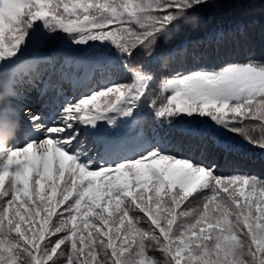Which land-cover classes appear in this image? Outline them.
Instances as JSON below:
<instances>
[{
	"label": "snow or ice",
	"instance_id": "1",
	"mask_svg": "<svg viewBox=\"0 0 264 264\" xmlns=\"http://www.w3.org/2000/svg\"><path fill=\"white\" fill-rule=\"evenodd\" d=\"M217 7L0 0V264H264V178L229 135L264 164V61L225 50L264 2L188 39Z\"/></svg>",
	"mask_w": 264,
	"mask_h": 264
},
{
	"label": "trees",
	"instance_id": "2",
	"mask_svg": "<svg viewBox=\"0 0 264 264\" xmlns=\"http://www.w3.org/2000/svg\"><path fill=\"white\" fill-rule=\"evenodd\" d=\"M264 2V0H216V3L219 4V7L213 8L209 12V16L212 17V19L206 23V25L201 28L199 31L196 32H190L187 36L188 39H200L203 37L205 32H211L218 28H225L227 29L229 26L234 24L237 21H244L249 19L250 10L246 6L252 3L260 4ZM62 11V9H61ZM256 18L261 19V15L259 13V10L257 9L255 12ZM226 51H232V52H239L241 53L240 59L243 60V56L246 54L248 50H251L255 52V59L264 61V55H261L262 52H264V37L261 36L259 28H257L249 38V42L247 46L244 45H235V44H226L225 45ZM222 66V65H221ZM124 79H128V77L125 75ZM156 86H154L155 88ZM154 94H158V91ZM172 93L169 92L168 95H171ZM103 98L100 99V103L103 106ZM251 123L261 125L264 124L262 121L258 120H252ZM230 136H236L237 137V143L243 148V150L249 155L251 160L256 161L255 163L249 162L245 165H242V168L244 171L260 176L261 178H264V164H261L259 162V149L256 148L254 145L247 142L246 139L239 137L238 134H229ZM254 135L259 138L261 136V130L259 127H257L254 131ZM224 175H228L227 171L223 173ZM143 191V190H140ZM206 191V190H203ZM46 192H50V188L46 189ZM147 195H152L155 198V193L150 192L146 193ZM196 194H193L195 196ZM221 195H227L226 193L221 192ZM59 198V197H57ZM164 199H167V197H164ZM189 199H192L190 197ZM219 199V198H218ZM187 203V201H185ZM183 207V205H182ZM142 214V213H141ZM42 216L45 215L44 213L41 214ZM143 215V214H142ZM91 219V218H90ZM53 220H55V217H53ZM147 220V218H146ZM78 225L82 227L83 225L80 223V220L78 218L77 221ZM147 223L150 224V220H147ZM154 227V226H152ZM91 230V229H89ZM159 230L157 229V232ZM246 231V229H245ZM239 235V233H238ZM155 256L157 259L161 261V264H165L167 257L164 256L159 252V250H156Z\"/></svg>",
	"mask_w": 264,
	"mask_h": 264
},
{
	"label": "clouds",
	"instance_id": "3",
	"mask_svg": "<svg viewBox=\"0 0 264 264\" xmlns=\"http://www.w3.org/2000/svg\"><path fill=\"white\" fill-rule=\"evenodd\" d=\"M9 137H0V150H4L8 147Z\"/></svg>",
	"mask_w": 264,
	"mask_h": 264
},
{
	"label": "rangeland",
	"instance_id": "4",
	"mask_svg": "<svg viewBox=\"0 0 264 264\" xmlns=\"http://www.w3.org/2000/svg\"><path fill=\"white\" fill-rule=\"evenodd\" d=\"M29 93L30 92H28V97H29ZM31 97H33V95L31 96ZM38 97H39V93H38ZM36 108L37 109H39V111H44V109L43 108H41V107H39V106H36ZM34 112V111H33ZM36 112V111H35ZM40 138H43V136H41ZM24 145H23V141H22V144H19V147H23Z\"/></svg>",
	"mask_w": 264,
	"mask_h": 264
},
{
	"label": "bare ground",
	"instance_id": "5",
	"mask_svg": "<svg viewBox=\"0 0 264 264\" xmlns=\"http://www.w3.org/2000/svg\"><path fill=\"white\" fill-rule=\"evenodd\" d=\"M34 101L37 102L38 100L35 99Z\"/></svg>",
	"mask_w": 264,
	"mask_h": 264
}]
</instances>
